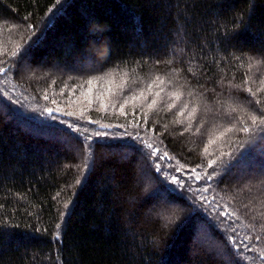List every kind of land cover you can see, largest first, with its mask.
Instances as JSON below:
<instances>
[{
  "label": "trees",
  "instance_id": "trees-1",
  "mask_svg": "<svg viewBox=\"0 0 264 264\" xmlns=\"http://www.w3.org/2000/svg\"><path fill=\"white\" fill-rule=\"evenodd\" d=\"M0 69V264H264V0H0Z\"/></svg>",
  "mask_w": 264,
  "mask_h": 264
},
{
  "label": "snow or ice",
  "instance_id": "snow-or-ice-1",
  "mask_svg": "<svg viewBox=\"0 0 264 264\" xmlns=\"http://www.w3.org/2000/svg\"><path fill=\"white\" fill-rule=\"evenodd\" d=\"M0 71H3V69H0ZM162 82V81H161ZM89 83H91V81L89 82ZM158 95V94H157ZM177 98H179V97H177ZM155 103V101H153V104ZM151 107V106H150ZM171 107V106H170ZM193 112H195V109H193ZM192 113H189V115H191ZM252 120H253V122L255 123L256 122V117L255 116H253L252 117ZM262 122H264V121H262ZM244 131H248V129H244ZM211 166V165H210Z\"/></svg>",
  "mask_w": 264,
  "mask_h": 264
},
{
  "label": "water",
  "instance_id": "water-1",
  "mask_svg": "<svg viewBox=\"0 0 264 264\" xmlns=\"http://www.w3.org/2000/svg\"><path fill=\"white\" fill-rule=\"evenodd\" d=\"M48 113L50 114V113H53V112H50V111H49Z\"/></svg>",
  "mask_w": 264,
  "mask_h": 264
},
{
  "label": "rangeland",
  "instance_id": "rangeland-1",
  "mask_svg": "<svg viewBox=\"0 0 264 264\" xmlns=\"http://www.w3.org/2000/svg\"><path fill=\"white\" fill-rule=\"evenodd\" d=\"M49 120L52 121V119H49ZM49 120H48V121H49Z\"/></svg>",
  "mask_w": 264,
  "mask_h": 264
}]
</instances>
